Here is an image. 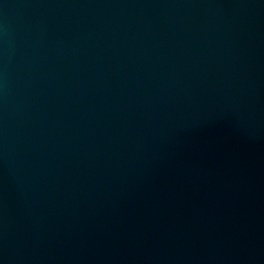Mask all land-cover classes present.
<instances>
[{"label":"water","instance_id":"water-1","mask_svg":"<svg viewBox=\"0 0 264 264\" xmlns=\"http://www.w3.org/2000/svg\"><path fill=\"white\" fill-rule=\"evenodd\" d=\"M0 264H264V0H0Z\"/></svg>","mask_w":264,"mask_h":264}]
</instances>
